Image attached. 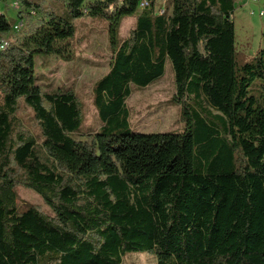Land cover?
<instances>
[{"label": "trees", "instance_id": "trees-1", "mask_svg": "<svg viewBox=\"0 0 264 264\" xmlns=\"http://www.w3.org/2000/svg\"><path fill=\"white\" fill-rule=\"evenodd\" d=\"M45 1L20 0L26 30L0 50V264H122L144 253L156 264H264V50L237 64L236 0H146L143 10L141 0H64L33 23ZM83 17L106 23L112 53L93 86L90 144L70 137L83 123L74 91L42 92L36 75L37 57L72 59ZM15 24L0 14V42ZM167 61L182 131L131 132V86L160 80ZM17 186L51 214L19 210Z\"/></svg>", "mask_w": 264, "mask_h": 264}, {"label": "rangeland", "instance_id": "rangeland-1", "mask_svg": "<svg viewBox=\"0 0 264 264\" xmlns=\"http://www.w3.org/2000/svg\"><path fill=\"white\" fill-rule=\"evenodd\" d=\"M167 0H157V7ZM20 0H0V14L10 24L18 22V5ZM15 4L17 6H15ZM42 11L35 13L30 20L38 22L50 12L61 13L64 0H46ZM263 12L260 17L259 13ZM136 16L125 18L119 28V40L125 39L133 28ZM235 32V57L238 65L252 61L264 50V0H236L231 16ZM25 23L21 28L4 36L11 43L25 32ZM75 39L72 41L73 57L63 61L57 57H37V84L42 92L54 91L58 87L74 91L80 103L83 123L79 133L70 134L75 141L90 144L93 134L99 129L100 123L93 106V86L108 71L111 51L107 42L106 23L99 19L83 17L75 20ZM42 62L47 63L41 68ZM256 85L261 83L257 81ZM175 93L173 72L169 61L166 62L163 76L154 84L139 88L131 86V94L126 100L129 111L130 131L139 134L179 133L184 127L179 105L173 100ZM48 108V104L44 102ZM213 113H215L213 111ZM19 114L23 125L36 136L37 143L42 139L38 134V126L32 119L30 109L20 102ZM18 196L17 207L23 210L26 206H34L40 211L51 214L42 198L32 190L23 186L16 187ZM122 264H156L150 254H132L123 259Z\"/></svg>", "mask_w": 264, "mask_h": 264}, {"label": "built area", "instance_id": "built-area-1", "mask_svg": "<svg viewBox=\"0 0 264 264\" xmlns=\"http://www.w3.org/2000/svg\"><path fill=\"white\" fill-rule=\"evenodd\" d=\"M86 1H88V0H86ZM17 5H18V4H17ZM17 5L15 4V6H17ZM148 6H149V3H148L146 0H141L140 3H139L138 8H139L140 10H143V9L147 8ZM83 12H85V11H83ZM162 12H163V9L161 8L160 13H162ZM259 16L262 17V16H263V12H260V13H259ZM22 25H23V21H18V22L14 25V28H15V29H19V28L22 27ZM7 46H8V42H7L6 40L0 42V50H4Z\"/></svg>", "mask_w": 264, "mask_h": 264}]
</instances>
